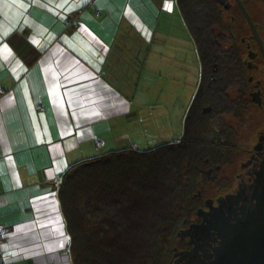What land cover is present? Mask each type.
Segmentation results:
<instances>
[{"label":"crops","instance_id":"obj_1","mask_svg":"<svg viewBox=\"0 0 264 264\" xmlns=\"http://www.w3.org/2000/svg\"><path fill=\"white\" fill-rule=\"evenodd\" d=\"M175 6L0 0V264H73L59 177L110 150L179 140L195 44L189 35L196 56H150Z\"/></svg>","mask_w":264,"mask_h":264},{"label":"trees","instance_id":"obj_2","mask_svg":"<svg viewBox=\"0 0 264 264\" xmlns=\"http://www.w3.org/2000/svg\"><path fill=\"white\" fill-rule=\"evenodd\" d=\"M175 3L200 69L181 136L152 149L110 150L59 177L57 199L73 264H165L191 195L218 157L216 148L222 149L212 129L221 130L234 100L220 56L221 27L208 0Z\"/></svg>","mask_w":264,"mask_h":264},{"label":"flooded vegetation","instance_id":"obj_3","mask_svg":"<svg viewBox=\"0 0 264 264\" xmlns=\"http://www.w3.org/2000/svg\"><path fill=\"white\" fill-rule=\"evenodd\" d=\"M208 1L234 102L165 264H264V0Z\"/></svg>","mask_w":264,"mask_h":264},{"label":"rangeland","instance_id":"obj_4","mask_svg":"<svg viewBox=\"0 0 264 264\" xmlns=\"http://www.w3.org/2000/svg\"><path fill=\"white\" fill-rule=\"evenodd\" d=\"M166 16L167 18L165 24L166 28L169 29L171 33V37H164V39H159V43L157 44L158 46L155 45V47L152 48V53L150 54V56H196L195 50L192 47L190 40L187 39L189 37V34L187 32V29L185 28V25L179 15L176 6L174 10ZM191 68L193 67L191 66ZM191 91L188 96L186 95V90L183 91V93L179 97L176 110L179 107L188 106L190 102V95L192 93ZM176 129H178V132ZM174 130H176V135L178 133H182V120L181 124L178 125V128H176V126L174 125ZM161 143H163V141H161L160 144ZM155 146H149L148 149H152Z\"/></svg>","mask_w":264,"mask_h":264},{"label":"built area","instance_id":"obj_5","mask_svg":"<svg viewBox=\"0 0 264 264\" xmlns=\"http://www.w3.org/2000/svg\"><path fill=\"white\" fill-rule=\"evenodd\" d=\"M0 93H1V90H0ZM99 145H100V143L97 142V146H99ZM4 234H5L4 230L2 228H0V238L3 237Z\"/></svg>","mask_w":264,"mask_h":264},{"label":"water","instance_id":"obj_6","mask_svg":"<svg viewBox=\"0 0 264 264\" xmlns=\"http://www.w3.org/2000/svg\"><path fill=\"white\" fill-rule=\"evenodd\" d=\"M243 12H244V10H243ZM245 13V12H244ZM245 15H246V18H247V20H248V22H250V19H249V17L247 16V14L245 13ZM216 132L214 131L213 132V137H215L216 138Z\"/></svg>","mask_w":264,"mask_h":264}]
</instances>
